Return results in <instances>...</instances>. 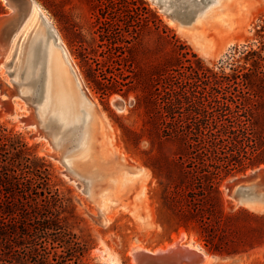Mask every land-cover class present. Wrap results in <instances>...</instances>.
<instances>
[{
  "label": "rangeland",
  "instance_id": "rangeland-1",
  "mask_svg": "<svg viewBox=\"0 0 264 264\" xmlns=\"http://www.w3.org/2000/svg\"><path fill=\"white\" fill-rule=\"evenodd\" d=\"M29 1L40 9L53 28L56 41L58 39L61 43L63 53L60 49L57 58L66 57L67 69L71 67L72 73L78 77V86L75 84L77 103L67 116L66 107L53 105L50 85L48 93L38 97L35 83L29 84L32 78L25 75L28 51L37 29L34 20L39 21L32 10L25 24L15 32L5 55L0 57V125L7 133L18 136L31 153L43 159L47 165L51 190L61 200L59 216L62 226L68 229L82 249L68 263L132 264V245L155 249L172 243L183 234L181 244L191 242L211 256L206 264H264V235H251L249 244L238 248L237 252L221 254L211 250L192 227H178L174 231L169 213L164 209L160 214L163 221L161 226L158 222L160 190L149 164L158 151L160 156L170 159L174 143L169 139L160 142L153 132L138 140L127 132L129 129L140 133L144 116L142 109L134 105L135 90L129 89L134 85L133 77L122 79L136 72L145 77L164 57L176 54L175 38L206 64L222 63L228 71L227 63L232 54L238 56L246 43L254 48L259 45L257 30L262 24L264 0H201V7L194 13L198 18L194 27L187 23L189 19H182L181 16L180 19L173 18V14H168L152 0H121L123 8L129 9L131 19L142 17L143 21L132 22L133 26L128 31L123 26L115 25L116 32L111 39L104 33V16L109 12L105 0H28L23 6L21 19L15 20L18 24L28 13ZM144 6L149 11H144ZM170 7L168 11L174 8L172 5ZM152 11L161 20L159 29L153 25L155 19ZM9 13H13V10L5 0H0V15ZM195 15L189 18L193 20ZM163 26L169 30L168 37L162 32ZM38 28L47 38L49 49H58L42 21ZM208 32L212 44L208 53H204L197 47L195 38ZM83 56H87L92 64L98 62L102 70L112 68L119 81L126 83L121 87L122 91L107 96L97 92L86 80ZM38 75L39 72L36 79H39ZM116 101L121 102V107L115 105ZM93 105L99 116V125L94 130V157L88 159L80 157L85 139L79 138L80 134H87L86 123L89 120L86 118L84 121L83 117ZM61 114H65L62 119H51L52 115ZM52 124H57V132L49 130ZM121 157L125 164L145 168L144 197L137 199L141 195L134 196L137 187L129 188L136 176L122 175L129 169ZM252 169L228 176L220 182L225 210L245 207L264 215V211L238 205L230 191L233 181ZM97 171L100 172L99 176H94ZM150 221L155 227H145ZM257 224L256 221L249 222L251 227ZM54 245L56 248L51 249V253L56 251L64 255L63 260L69 258V252L64 253L65 248L60 242ZM50 247L52 245L49 244L48 249ZM56 260L62 264V258ZM34 261L35 257L30 254L27 264H34ZM51 264H55V260H51Z\"/></svg>",
  "mask_w": 264,
  "mask_h": 264
},
{
  "label": "trees",
  "instance_id": "trees-1",
  "mask_svg": "<svg viewBox=\"0 0 264 264\" xmlns=\"http://www.w3.org/2000/svg\"><path fill=\"white\" fill-rule=\"evenodd\" d=\"M105 1L104 33L110 39L115 25L128 31L132 22L143 21L131 19L121 0ZM152 14L159 29L161 20ZM261 20L259 45L246 43L238 56L232 54L228 71L222 63L206 64L175 38L176 54L164 57L145 77L140 72L122 77H133L129 89L135 90L134 105L144 116L140 133L127 132L136 140L153 132L160 142L174 143L170 159L158 151L149 164L160 190L158 222L163 225L164 209L174 231L192 227L221 254L235 253L253 235H264V215L245 207L225 210L220 189L224 178L264 164V15ZM161 29L168 37L167 27ZM81 59L86 80L97 92L122 91L126 83L112 68L102 70L87 56ZM60 208L43 159L0 125V264H27L30 254L34 264H59L58 258L69 264L82 249L62 226ZM250 221L258 224L251 227ZM57 241L69 252L66 260L50 251Z\"/></svg>",
  "mask_w": 264,
  "mask_h": 264
},
{
  "label": "bare ground",
  "instance_id": "bare-ground-1",
  "mask_svg": "<svg viewBox=\"0 0 264 264\" xmlns=\"http://www.w3.org/2000/svg\"><path fill=\"white\" fill-rule=\"evenodd\" d=\"M160 1L163 3V8L171 9L170 5L174 6V8H172V9L179 11L182 19H189L190 20L189 22H188V20H186V21H187V23H189V25H191L193 27L196 25L198 18L196 16L197 14L195 15L194 13H195V11H197V9H199L201 7L200 6L201 0H160ZM164 3H166L167 5L164 6ZM28 7H29L28 13H27V15L24 16V18L22 19L21 22L19 21L20 24H18V22L15 20H11V21L7 22L5 30L1 29V27H0V57H3L5 55V52H7V49L9 48V45H10L11 41L13 40V36H14L15 32L18 29L19 30L21 29V26L23 25L25 20L28 18V16L31 15V12L33 10L32 13H34L35 16L37 18H39V21L37 19L34 20L37 22V29L33 33L34 36L30 42V45H29V51H28L29 61L27 63V68H26L27 70L25 72V75L27 77L32 78L31 79L32 81H30L29 84L35 83V92L38 93V97L42 93H43L42 95L44 97V95H46L48 93V85H50L49 90H51V88L53 89V92H52L53 105L55 107L57 105L66 107L65 109L68 111L67 112V116H68L69 115L68 113H71L74 110V108L76 107L78 95H77V90H76L77 87H75V84L78 86V84H77L78 77L76 74H73L74 72H73V70L71 71V67H70V70L67 69L66 65L68 64V59L66 57L57 58L58 55H60L59 50L61 49V43L58 42V39L56 41V37L54 34L55 32H54L53 28L51 27L49 21L44 17L43 14H41L40 9H37V6L35 5V3L33 1L30 2ZM183 11H186V14L182 13ZM191 15H195V17L197 19L194 17L193 20H191L189 18ZM2 17H4V15H0V18H2ZM40 21H42L46 25L47 30L49 32V35L52 36V38H53L52 41H53L54 45H56L58 47V49L52 48V47L49 49V43L47 41V38L43 36L40 29L38 28ZM186 21H184V22H186ZM210 37H211V34L208 32V33L198 34L195 38V43L197 44V47L201 51H203L204 53H208L207 50L209 49V47L212 44V40ZM54 41H56V43ZM60 51L62 52V49ZM56 58H57V62L54 63V60ZM57 65L60 66L61 68H59ZM38 72H39V75H38L39 79H36L35 76ZM75 77H76V79H75ZM41 81H42V84H40ZM50 106H51V104L49 105V107ZM93 107H94V105L90 107V111L88 112V114L87 115L85 114V116L83 117L84 121L86 118L89 120V122H87V123L84 122L87 124V126L86 125L83 126L84 129H85V126L87 127V134L86 135L80 134V138H79V140H82L83 138L85 139V141H84L85 144L81 148V151H80L81 152L80 157H82V158L87 157L88 159L94 157L95 141H96L94 130L99 125V116H97V112ZM63 115H65V114H61L58 116L52 115L51 119L53 118V121L60 120V119H62ZM50 129L54 133V132H57V130L59 128H58L57 124H52L49 126V130ZM63 139L65 140V137ZM66 139H67V137H66ZM78 145H79V143H78ZM121 160L125 164L123 157H121ZM125 165H126V168L129 170L124 171L122 173V175L132 174V175L136 176V179L132 182V184L130 185L129 188L137 187L136 190L134 191V196L136 197L139 194H141L137 197V199L144 197L145 192L143 191V189H144L143 180L146 177L145 168L140 167L138 169H135V168H131L127 164H125ZM99 171H97V173L95 172L96 175H94V176H99V174H100ZM259 200H261V196L255 198L254 201H252V203L258 204ZM245 206L251 208L248 205H245ZM251 209H253V208H251ZM152 226L155 227V225L152 221H150L147 225H145V227H152ZM183 238H184L183 234H181L179 238H175L171 244V247L181 246L182 245L181 242H183L182 241ZM166 245H168V244H166ZM186 246L202 252L203 260L206 261L207 263H208V261L211 260V256L209 254H207L206 252L202 251L199 248H196V246L194 244H192L191 242H188L186 244ZM135 248L136 249L139 248V249H144V250H146V249L150 250L148 248L142 247V245L134 244V245H132V247L130 249L131 256H132V250ZM163 248H164V246H161V247L156 248V250L157 249L163 250ZM206 262L203 264H206ZM131 263L137 264L135 259H133V258H132Z\"/></svg>",
  "mask_w": 264,
  "mask_h": 264
},
{
  "label": "water",
  "instance_id": "water-1",
  "mask_svg": "<svg viewBox=\"0 0 264 264\" xmlns=\"http://www.w3.org/2000/svg\"><path fill=\"white\" fill-rule=\"evenodd\" d=\"M7 5L13 10V13L4 15L0 18V27L5 30L7 22L11 20H20L22 17L23 6L27 4L28 0H5ZM159 5L161 9L166 11L175 19H180V12L172 9L168 11L163 8L160 0H152ZM182 13L186 14V11ZM115 105L121 107V102L116 101ZM129 165V164H127ZM131 168L138 169L135 165H129ZM231 193L237 200L238 205H248L251 208L259 211H264V166H258L243 176L235 179L231 185ZM261 196L258 204H253L255 198ZM103 221H105L104 217ZM172 243L164 246L163 250H144L135 248L132 250V258L137 264H203V254L199 250L192 249L186 245L179 247H171Z\"/></svg>",
  "mask_w": 264,
  "mask_h": 264
}]
</instances>
